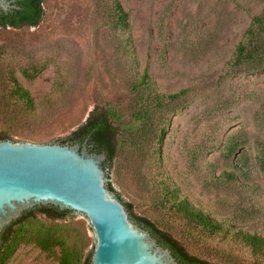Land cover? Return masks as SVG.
<instances>
[{"label":"rangeland","instance_id":"obj_1","mask_svg":"<svg viewBox=\"0 0 264 264\" xmlns=\"http://www.w3.org/2000/svg\"><path fill=\"white\" fill-rule=\"evenodd\" d=\"M117 1L126 28L115 0H43L37 26L0 27V134L60 143L109 103L121 133L106 182L133 212L204 260L264 264L241 238L264 237V0ZM242 45L262 61L239 63ZM181 201L222 228L190 220ZM34 215L3 264H58L59 247L31 240L51 224L79 264L92 254L87 215Z\"/></svg>","mask_w":264,"mask_h":264},{"label":"water","instance_id":"obj_2","mask_svg":"<svg viewBox=\"0 0 264 264\" xmlns=\"http://www.w3.org/2000/svg\"><path fill=\"white\" fill-rule=\"evenodd\" d=\"M10 3L0 0V11ZM105 152L82 144L0 140V232L24 211L53 206L89 217L96 235L90 264H178L131 217L106 182Z\"/></svg>","mask_w":264,"mask_h":264},{"label":"trees","instance_id":"obj_3","mask_svg":"<svg viewBox=\"0 0 264 264\" xmlns=\"http://www.w3.org/2000/svg\"><path fill=\"white\" fill-rule=\"evenodd\" d=\"M18 8H14L9 12H0V27H12L20 28L24 26L34 27L37 26L43 17V0H18L16 2ZM116 18L117 24L122 27H128L127 13L121 6V4L115 0ZM254 25L258 26V29L264 30V18L259 15L254 19ZM252 34H255L252 32ZM262 57L257 56L253 52H247L245 46H240L238 62H261ZM148 78L147 76H145ZM16 97L19 100H25L27 103H31V97L29 91L23 89L17 84L15 88ZM154 100H160L158 96ZM140 115V114H139ZM120 127L116 124V111L111 104L106 103L104 105L96 106L88 115L86 120L79 125L69 137L59 140L61 144L67 143H81L87 138L88 146L93 152H105L107 160L105 162V168L109 170L112 166L113 160L117 153L118 137L120 135ZM9 139L8 136L0 134V140ZM108 189L123 202L134 221L142 228L148 230L151 235L156 238L158 243L162 246H167L171 249L173 255L179 260L181 264H220L216 262H210L190 254L187 249L174 238L169 232L160 229L152 220L145 216L137 215L133 212V206L130 202L125 201L121 195L109 184ZM181 211L190 220L195 223L211 229L220 230L221 224L214 223L209 220L203 213L191 208L187 201H181L179 203ZM34 212H39L44 215L48 220L55 221L66 217L70 211H60L52 206H41L29 210L24 213L17 221L7 226L0 238V264H3L7 257L12 253L15 244L19 243L24 233L22 226L27 220L35 219ZM242 240L247 243L254 253L264 255V237L256 234L241 235ZM31 240L39 246L40 249L52 253L55 247H59L60 255L58 264H79L80 259L73 251L72 248L62 238V235L58 233V230L50 226H42L35 230L31 234ZM91 254L84 260L83 264H90Z\"/></svg>","mask_w":264,"mask_h":264},{"label":"flooded vegetation","instance_id":"obj_4","mask_svg":"<svg viewBox=\"0 0 264 264\" xmlns=\"http://www.w3.org/2000/svg\"><path fill=\"white\" fill-rule=\"evenodd\" d=\"M7 1H9V3H10V7L8 8V10L7 11H4V12H9V11H11L12 9H14V8H18L17 7V5H16V2L18 1V0H7ZM2 11V10H1ZM0 11V12H1ZM87 139V138H86ZM86 139H84V140H86ZM83 140V141H84ZM83 141L81 142V143H79V144H82L83 143ZM67 144H75V143H67ZM87 147H88V149L90 150V151H92L90 148H89V146H88V140H87ZM93 152V151H92ZM39 207H41V206H39ZM45 207H48V206H45ZM53 207V206H52ZM34 208H36V207H34ZM55 208V207H54ZM33 209V208H32ZM31 210V209H30ZM29 210H27V211H24L23 212V214L24 213H26V212H28ZM23 214L20 216V217H22L23 216ZM19 217V218H20ZM18 218V219H19ZM17 219V220H18ZM17 220H15V221H17ZM15 221H13V222H15ZM12 222V223H13ZM11 223V224H12ZM11 224H9V225H11ZM9 225H7V226H9ZM7 226H5L4 228H3V230L7 227ZM3 230L0 232V238H1V234H2V232H3ZM157 243H158V241H157ZM159 245H161L160 243H158ZM162 246V245H161ZM162 247H164V248H168L169 250H170V252H171V254H172V256L175 258V260H176V262H178V264H181L180 262H179V260L173 255V253H172V251H171V249L169 248V247H167V246H162Z\"/></svg>","mask_w":264,"mask_h":264}]
</instances>
